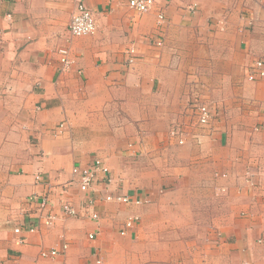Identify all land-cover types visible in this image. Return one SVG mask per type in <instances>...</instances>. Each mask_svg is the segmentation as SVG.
<instances>
[{"label":"crops","instance_id":"crops-1","mask_svg":"<svg viewBox=\"0 0 264 264\" xmlns=\"http://www.w3.org/2000/svg\"><path fill=\"white\" fill-rule=\"evenodd\" d=\"M78 1L0 0V264H96V255L104 262L129 214L138 219L121 235L141 250L130 263L155 259L152 243H174L155 240L159 228L170 235L203 226L196 212L205 203L221 210L208 222L215 229L202 247L185 248L182 264H264V81L248 78L249 64L264 57V0H155L143 13L127 0H83L97 29L73 36ZM61 47L74 59L67 70ZM198 91L216 112L204 128L189 104ZM177 125L188 131L183 144L171 134ZM128 153L146 166L119 169ZM97 157L113 176L129 177L124 193L148 201L102 202L99 221L65 216L59 184ZM159 161L170 162L166 171L154 170ZM151 173L175 186L144 183ZM71 192L78 204L83 194L74 184ZM42 194L51 198L44 212L58 215L51 228L36 212ZM63 243L66 252L40 256Z\"/></svg>","mask_w":264,"mask_h":264},{"label":"built area","instance_id":"built-area-1","mask_svg":"<svg viewBox=\"0 0 264 264\" xmlns=\"http://www.w3.org/2000/svg\"><path fill=\"white\" fill-rule=\"evenodd\" d=\"M128 6L136 12H147L150 11L155 0H127ZM159 23L162 24L165 19V12L160 11L158 14ZM97 29V19L92 9L83 1L79 0L76 9L73 13L72 19L69 23L68 30L73 36H83L92 34ZM60 61L62 63V69L67 70L74 62L73 57L70 55L68 47L60 48ZM135 50H130L129 61L133 62L135 59ZM248 78L249 80H263L264 81V57L255 59L248 66ZM190 108L193 112L196 126L204 128L209 126L213 120H216L215 106L211 104L207 98H201L200 92L198 91L196 98H192L189 102ZM65 122L59 125V128H64ZM188 131L181 125H177L171 134L176 136L179 144L185 142V136ZM196 137V133H194ZM111 169L108 164L97 157L91 162L86 164L77 163L72 169L73 178L70 183L59 184V206L62 213L68 217L76 218H89L94 221L101 219V212L99 210V204L102 202H111L115 204L125 205H140L146 203L147 199L132 198L129 194L122 191V187L116 186L115 178L111 173ZM76 185L83 195L77 197L76 204L74 198L70 195L71 185ZM73 195V194H72ZM32 200V199H31ZM35 208L36 212L40 213L42 218V226L51 228L55 225L58 220V215L54 212L45 213L44 210L51 203L49 195L42 194L35 196ZM44 213V214H43ZM138 217L129 216L127 217L121 228V234L125 235L134 226L135 221ZM38 228L31 226L28 231L35 232ZM25 230L18 226L14 229V232L19 235L17 244L23 242L22 233ZM27 231V230H26ZM91 239L95 238V234H89ZM68 249V243H63L59 247L53 248H42L40 256L43 258H51L60 255ZM96 264H104L103 259L96 255Z\"/></svg>","mask_w":264,"mask_h":264},{"label":"rangeland","instance_id":"rangeland-1","mask_svg":"<svg viewBox=\"0 0 264 264\" xmlns=\"http://www.w3.org/2000/svg\"><path fill=\"white\" fill-rule=\"evenodd\" d=\"M94 14H95V12H94ZM68 26H69V24H68ZM59 50H60V48H59ZM59 50H58V53H59V57H60V51ZM130 150H132V149L129 146H127L125 148V151H127V152ZM128 154H129V159H127L126 165L125 164L122 165L121 163H119L118 164L119 169L128 168V171L131 172L133 166L140 167V166H142V163H143V167H144V165L146 166V164L144 162H142V159H139L137 161V159H135L136 155L134 156V154H132V155L130 153H128ZM169 163H161L160 161L159 162H153L154 170L162 171L165 169L164 171H166L167 165H169ZM114 178H117L115 184H117V182H118L120 187H124L125 185L126 186L129 185V181H128L129 177L127 178L125 175H124V177H122L121 173L119 175H117V177L115 175ZM142 181L144 183H151V184L159 185V187H160L159 189H162V190H164V188H166V187L172 188L173 186H175L173 181H170L169 179H166V178L165 179L159 178L158 173H151L148 177H146V178L143 177ZM192 182H194V181L192 180ZM144 186H146V185H144ZM191 188L193 189V183H191ZM220 189H223V188H220ZM209 198H210L209 196L205 197V199H207V201H209ZM205 207L208 209H202L201 211L196 212V214H201V216H203V218H204L202 220V222L204 224L203 226H198V225H195V226H188V225L187 226H179L178 228L176 227L174 229H171L172 232H170V235L164 234L167 232H164L165 231L164 229L159 228V234H158V236H155V240H157L159 237V240L162 241L163 238L167 239V237H168V239L171 238V240H174V243L172 241H171L172 243L170 242L169 244L161 243V242H156L155 244L152 243L150 245L151 247H149V249L157 252V255L159 257L155 258V259H149V260L140 259V262H138L136 264H152V263H154V264L155 263L156 264H166V263L167 264H169V263L170 264H182V262L184 260L181 259L182 256L180 254L181 253L183 254L185 252V248L186 249L191 248V250L194 251V250H197V246L202 247L203 243L200 242L202 236L205 235V237H206L205 239H207V236L212 232V229H215L214 227H212V225L210 226L208 222L213 217H215L218 213H220L221 210L219 208L218 209L215 208L214 206H211V208H209L210 204H208V203H205ZM126 214H127V212H126ZM130 215L131 214H129L128 217ZM197 222H198V220H197ZM176 229H177V231H176ZM181 237H186L189 239H190V237H192L193 242L186 244V242H182L179 240V238H181ZM177 239H178V241H176ZM195 239H196V242H195ZM115 240L116 241L109 246V248L107 249V252L103 253L104 264H131L130 263L131 253L135 248H138V252L140 253L141 250L139 249V246L137 244L132 243V241L130 242L128 237L122 236L120 233L116 234ZM168 254H171L170 259L167 258ZM178 256H180V257H178ZM188 263L191 264L190 261Z\"/></svg>","mask_w":264,"mask_h":264}]
</instances>
